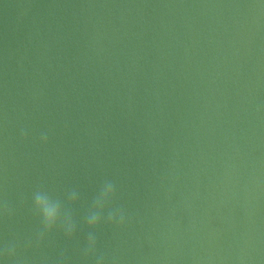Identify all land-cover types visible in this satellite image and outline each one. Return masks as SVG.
Returning <instances> with one entry per match:
<instances>
[{"label": "water", "instance_id": "1", "mask_svg": "<svg viewBox=\"0 0 264 264\" xmlns=\"http://www.w3.org/2000/svg\"><path fill=\"white\" fill-rule=\"evenodd\" d=\"M38 191L74 238L40 242ZM9 247L21 264H264V0H0V264Z\"/></svg>", "mask_w": 264, "mask_h": 264}, {"label": "clouds", "instance_id": "2", "mask_svg": "<svg viewBox=\"0 0 264 264\" xmlns=\"http://www.w3.org/2000/svg\"><path fill=\"white\" fill-rule=\"evenodd\" d=\"M107 187L108 193L104 196L103 203L101 204V195L103 194V188ZM101 190L100 196L94 202L93 210L86 216V223L90 229H97L105 211V208L116 197L115 188L112 183H106ZM77 202V197L71 194L69 203L74 205ZM9 209L5 208V213H9ZM34 212L37 217L42 221L43 231L40 234V242L44 239V233L51 234L57 228H60L68 238H74L76 234V222L72 215V212L66 208L61 200L54 199L48 193L38 191L34 195ZM108 221L113 224H119V227H124L126 224L125 214L120 211L119 214H115L109 210ZM5 259L11 260L13 264H21V261L17 258L15 247H9L5 249ZM96 256V238L91 233L88 237V247L85 251V259ZM96 264H105L103 257H96Z\"/></svg>", "mask_w": 264, "mask_h": 264}]
</instances>
